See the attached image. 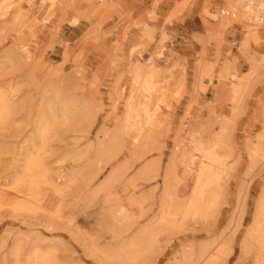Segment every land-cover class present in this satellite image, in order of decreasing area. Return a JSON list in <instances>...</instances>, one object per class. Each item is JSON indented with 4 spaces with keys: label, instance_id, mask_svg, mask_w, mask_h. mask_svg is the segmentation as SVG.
Wrapping results in <instances>:
<instances>
[{
    "label": "rangeland",
    "instance_id": "rangeland-1",
    "mask_svg": "<svg viewBox=\"0 0 264 264\" xmlns=\"http://www.w3.org/2000/svg\"><path fill=\"white\" fill-rule=\"evenodd\" d=\"M42 1L10 0L11 6L0 11V90L12 101L8 119L0 123V190L5 193L0 194V264H114L109 255L159 214L168 167L178 199L191 194L195 177L183 175L179 161L185 151L199 155L190 142L196 122L203 141L218 137L223 157L216 204L204 216L177 219L137 264H179L183 248L200 244L215 254L212 264H252V252H244L241 243L264 195V24L233 21L221 28L223 9L231 11L225 0ZM161 44L156 79L169 82L157 91L162 101L155 96L150 105L154 135L134 143L136 133L123 127L128 66L135 59L144 63ZM224 60L232 61L229 72L237 70V77L222 75ZM250 71L247 87L232 100L228 89ZM201 77L203 88L195 84ZM70 99L80 108L77 119L53 124L51 112ZM38 122L49 124L44 142L35 129ZM108 130L119 131L115 148L122 151L87 165ZM26 154H39L47 169L41 166L47 179L37 186L22 176ZM112 172L117 179L110 181ZM20 191L28 193L27 200L18 198ZM134 195L143 197L139 206L127 203ZM19 199L24 204L14 207ZM122 206L133 213L130 224L120 222ZM34 250L47 258L31 261Z\"/></svg>",
    "mask_w": 264,
    "mask_h": 264
},
{
    "label": "bare ground",
    "instance_id": "bare-ground-1",
    "mask_svg": "<svg viewBox=\"0 0 264 264\" xmlns=\"http://www.w3.org/2000/svg\"><path fill=\"white\" fill-rule=\"evenodd\" d=\"M45 1V0H43ZM42 1V3H43ZM227 3V7H230V12L229 9L225 10L223 9L224 16L220 15V24H221V28H225L227 26L228 23L230 22H240L242 21L243 23L246 22L248 23V25L250 26H256V25H260V24H264V21H258L255 22L254 17L251 18L249 17L250 14H248V12L253 11L252 8L249 9V7L244 4L246 1H248L249 5H253L254 3L260 7H264V0H225ZM47 2V1H45ZM44 2V3H45ZM50 2V1H49ZM69 3V0L67 1ZM43 3V4H44ZM53 3V2H52ZM157 2L155 1V4ZM18 4V3H17ZM65 4V2L63 3ZM74 4V3H73ZM29 5V4H28ZM54 5V4H53ZM71 5V4H69ZM176 5V4H175ZM181 5V4H180ZM11 6V2L10 0H0V11L2 10H6ZM16 6V5H15ZM51 6V4L49 5ZM62 6V5H61ZM65 6V5H63ZM182 6V5H181ZM17 7V6H16ZM70 7V6H69ZM78 7V6H77ZM52 8V7H50ZM64 8V7H63ZM67 8V7H66ZM65 8V9H66ZM180 8V7H179ZM19 9V8H18ZM62 9V8H61ZM176 10V8H175ZM248 10V12H247ZM73 12V10H72ZM180 12V9H179ZM225 12L228 13V15L231 14V16H225ZM75 13V12H74ZM78 13V12H77ZM150 13V12H149ZM177 13V12H176ZM66 14V13H65ZM212 15V14H211ZM20 16V15H19ZM61 16V15H60ZM63 16V15H62ZM78 16V15H77ZM215 16V14H214ZM76 19V18H75ZM74 20V19H73ZM75 21V20H74ZM216 21V20H215ZM249 26V27H250ZM144 30L146 31L147 34L151 33L149 32V24L145 23L144 24ZM262 27V26H261ZM251 28V27H250ZM249 30V29H248ZM151 31V30H150ZM258 31V28H257ZM145 35V34H144ZM150 35V34H149ZM167 34L163 33V37H166ZM150 37V36H149ZM141 38V37H140ZM145 38V37H144ZM142 39V38H141ZM140 39V40H141ZM148 39V37H147ZM162 39V38H161ZM160 40V39H159ZM150 41V40H149ZM155 41V40H154ZM169 41V40H168ZM141 42V41H140ZM161 42V41H160ZM162 43V42H161ZM159 44V43H158ZM166 44V43H165ZM146 45V44H145ZM142 46V45H141ZM144 46V45H143ZM157 46V45H156ZM168 46V45H167ZM117 47V46H116ZM159 47V46H158ZM119 48V47H117ZM165 49L164 46L159 47L158 50H156L155 54H152L151 56L148 57L147 60L143 62H140L139 59H135L132 60L129 63V73L131 75L130 78V84H129V88H128V92H127V96H126V103H125V112H124V119H123V124H124V128L126 129H130L132 130L134 133H136L133 136V142H139V140H141L142 138H149L152 134L151 132V126H153V113H151V108L150 105L153 102V100L155 99V96L157 95V91L161 92L164 91V88H167V84L169 81H164V82H160L158 83L157 81V77H159V73H160V67L158 65V61H157V57L162 54H160L162 51L161 49ZM120 49V48H119ZM118 49V50H119ZM135 49V48H134ZM137 49V48H136ZM168 49V48H167ZM132 50V48H131ZM117 51V50H116ZM135 51V50H134ZM170 51V50H169ZM133 52V50H132ZM142 53V51H140ZM138 52V53H140ZM119 53V52H117ZM116 53V55H117ZM121 53V52H120ZM132 55V53H131ZM118 56V55H117ZM129 56V55H128ZM139 56V55H138ZM115 57V56H114ZM163 57V56H162ZM160 58V57H159ZM133 59V58H132ZM114 60V59H113ZM129 60V58H128ZM172 60V59H171ZM116 63V61H114ZM198 62V60H197ZM232 62V61H231ZM230 61L224 60L223 64L220 66L221 69V73L223 74H227L229 77H237L236 76V71L233 72H229L231 68H234V66L231 64ZM199 63V62H198ZM208 63V62H206ZM117 64V63H116ZM166 64V63H165ZM168 64V63H167ZM210 64V63H209ZM207 65L210 67V65ZM197 65V64H196ZM199 65V64H198ZM118 66V65H117ZM126 66V65H125ZM122 67V66H121ZM168 67V66H167ZM212 67V66H211ZM252 67V66H251ZM120 68V67H119ZM164 68V67H163ZM198 68V67H197ZM207 68V67H206ZM264 68V67H263ZM117 69V68H116ZM168 69V68H167ZM122 70V69H121ZM172 70V69H171ZM199 70V69H198ZM208 70V69H207ZM235 70V69H234ZM120 71V70H119ZM167 71V70H166ZM170 71V70H169ZM201 71V70H200ZM233 71V70H231ZM164 72V71H163ZM198 72V71H197ZM202 72V71H201ZM251 72H247L245 73L241 78H238V80L233 81V84L231 85L230 89H228L227 94L229 96H231L230 98H232V100H236L239 95L245 90V88L248 85V81H249V77L251 76ZM162 73V71H161ZM199 73V72H198ZM236 73V74H235ZM120 74V73H119ZM171 74V73H170ZM163 75V74H162ZM167 75V74H166ZM208 76H211V72L209 70V72L207 73ZM253 76V75H252ZM207 77V76H206ZM228 77V79H229ZM226 78V77H225ZM164 80V79H162ZM232 80V79H231ZM161 81V80H160ZM205 81V80H204ZM228 81V80H227ZM195 84L197 86H199L200 88H203V86L201 85L203 82V78H195ZM195 85V86H196ZM160 87V88H158ZM116 88V87H115ZM197 88V87H196ZM195 88V89H196ZM199 89V88H198ZM117 90V89H116ZM168 91V90H167ZM166 91V92H167ZM118 92V91H117ZM116 92V93H117ZM124 92V91H122ZM57 93V92H56ZM162 93V92H161ZM160 94V93H159ZM164 95V93H163ZM119 96V95H118ZM160 96V95H159ZM58 97V96H57ZM117 97V96H116ZM161 97V96H160ZM56 98V96H55ZM118 98V97H117ZM156 98L159 97L156 96ZM163 98V97H162ZM60 99V98H59ZM49 102H51V99H48ZM62 100V99H61ZM60 100V101H61ZM69 100V99H68ZM68 100H66L68 102ZM73 100V99H72ZM59 101V102H60ZM64 101V100H63ZM71 101V99H70ZM69 101V102H70ZM155 101H157V99H155ZM162 101V100H159ZM158 101V102H159ZM58 102V103H59ZM67 102H61L60 105H58L57 108H55L54 111H52L51 109V121H53L52 123H56L59 120H61L60 124H64V123H69L72 121H74L73 119H77L75 116V112L78 111L80 108H78V110H76V104L73 105L72 101L71 103H67ZM157 102V103H158ZM47 103V102H46ZM55 103L56 99H55ZM156 103V102H155ZM236 103V102H235ZM238 103V102H237ZM89 105V104H88ZM87 105V106H88ZM159 105V104H158ZM237 105V104H236ZM53 107V106H52ZM12 108V101L10 99V97H8V94H6L5 92H3L2 90H0V123L1 121L5 119H8L10 110ZM84 108V107H83ZM81 108V112L82 109ZM153 108V107H152ZM156 108V107H155ZM158 108V107H157ZM156 108V110H158ZM232 108V107H231ZM212 109V108H211ZM87 110V109H85ZM84 110V111H85ZM213 110V109H212ZM238 110V108H237ZM49 112V111H48ZM55 112V113H54ZM79 112V111H78ZM77 112V113H78ZM156 113V112H155ZM213 113V112H212ZM236 114V113H235ZM80 116V115H78ZM226 116V115H225ZM157 118V117H156ZM226 118V117H225ZM231 118V117H230ZM119 119V118H117ZM122 119V118H120ZM155 119V118H154ZM223 119V118H222ZM63 120V122H62ZM92 120V119H91ZM230 120V119H229ZM236 120V119H235ZM49 121V120H48ZM232 121V119L230 120ZM2 122V123H3ZM47 122V121H46ZM45 122V123H46ZM60 122V121H59ZM121 122V121H120ZM227 124H229V121H225ZM41 122H38V124H36V131L37 133L40 134V138H42L44 142L45 139V135L46 133L50 132L48 131L49 127L48 125H41ZM44 123V122H43ZM193 123V122H192ZM225 123V124H226ZM235 123V122H234ZM57 124V123H56ZM70 124V123H69ZM231 124V123H230ZM121 125V124H120ZM120 125L119 126V130L120 129ZM155 125V124H154ZM59 126V125H58ZM117 126V125H116ZM193 126V125H192ZM194 126L196 127L195 130L191 129L192 131L190 132V142L192 143V149L194 151H198L199 155L197 156V154L192 153L193 151L189 150L188 152L185 151V153L182 154L183 157H181L180 161L181 162V166H182V174L186 175V176H193L194 178V186L192 188L191 194L186 198V199H178V196L175 195V193H173V188H171V176H172V170L171 167H168L165 171V174L163 175V183H162V195H161V200H160V211L159 214L154 216V218H152V220L150 219V221L146 222L145 225L138 229V231L136 232V234L134 233V236L131 237V240L128 241V243H125L122 245L121 249H117L115 251H117L116 253H109V257L111 258V260H113L112 262H114V264H133V262H135L134 264H137L141 259L143 254H145L146 252H149L150 250H152L153 246H150L151 244H153L158 238H156V236L158 237L159 234H161L162 232H164L165 229H167L168 227H171L175 224V221L177 219H181V220H187V219H191V218H195V217H200V216H204L205 212H207L209 209H211L217 201V185H218V179H219V166L222 164L223 161V157L222 155L219 153L218 151V144L219 142L217 141L218 137H213L210 141H203L201 137H198L197 133L198 130L200 129V125L196 122L194 124ZM233 126V125H232ZM60 127V126H59ZM53 128V127H52ZM117 128V127H114ZM205 128V127H204ZM103 129V128H102ZM104 130V129H103ZM155 130V129H154ZM153 130V131H154ZM102 131V130H101ZM107 131V130H106ZM109 131V130H108ZM113 131V130H111ZM111 131L109 132H105L103 133V137L104 140L99 141V143H97V147H96V151L93 154H91V160L90 162H88L87 165L91 166V165H95L97 162V160H101L102 158H104L105 156H108L109 158L115 157L119 151V150L115 148L116 142H117V133L119 131L116 130L115 134H112ZM125 131V129L123 130V132ZM200 131V130H199ZM126 132V131H125ZM129 132V131H128ZM100 133V132H99ZM98 133V134H99ZM122 133V132H120ZM127 133V132H126ZM132 133V132H131ZM202 133V132H201ZM125 134V133H123ZM130 134V133H129ZM101 135V134H100ZM131 135V134H130ZM154 135V134H152ZM188 135V134H187ZM200 135V133H199ZM99 136V135H98ZM122 136V135H121ZM120 136V137H121ZM125 136V135H124ZM123 136V139H124ZM130 137V136H129ZM122 138V137H121ZM120 138V139H121ZM153 138V137H152ZM263 138V137H262ZM99 139V138H98ZM103 139V138H101ZM119 139V141H120ZM258 139V138H257ZM147 140V139H146ZM144 139V142L146 141ZM264 140V138H263ZM262 140V141H263ZM97 141V140H96ZM118 141V143H119ZM149 141V140H147ZM261 141V140H260ZM261 141V142H262ZM121 142H123L121 140ZM120 142V143H121ZM125 142V141H124ZM142 143V142H141ZM122 144V143H121ZM120 144V145H121ZM126 144V143H125ZM130 144V143H129ZM132 144V143H131ZM184 144V143H183ZM258 144V142H257ZM119 145V144H118ZM140 145V144H139ZM144 145V143H143ZM143 145H140L139 147H142ZM175 145V144H174ZM222 145V144H221ZM123 146V144H122ZM122 146H119L122 148ZM191 146V145H190ZM118 147V146H117ZM138 147V146H137ZM144 147V146H143ZM185 147V146H183ZM132 148V147H131ZM127 149V148H126ZM133 149V148H132ZM124 150V149H123ZM128 150V149H127ZM135 150V148H134ZM133 150V151H134ZM138 150V149H137ZM181 150V149H179ZM186 150V149H185ZM88 151V150H87ZM130 151V150H129ZM132 151V152H133ZM141 151V149H140ZM183 151V149H182ZM125 152V151H124ZM131 152V151H130ZM137 152V151H136ZM22 153V152H21ZM86 153V152H85ZM140 153V152H139ZM180 153V152H179ZM178 153V155H179ZM182 153V152H181ZM187 153V154H186ZM259 153V152H258ZM129 154V153H128ZM186 154V155H185ZM20 155V154H19ZM39 154H34V156L32 154H26L25 157V165L24 168L22 170V176L25 177V179L29 182V184L32 186H37L40 183H42V181L46 178L47 176H45L46 171H44L43 169L45 167L44 163L42 164V160H39ZM79 157L78 159L82 158V154H77ZM119 155V154H118ZM139 155V154H138ZM74 157V156H72ZM131 157V154L130 156ZM134 157V155H133ZM132 157V159H133ZM137 157V155L135 156V158ZM76 158V157H75ZM107 158V157H106ZM105 158V159H106ZM140 158V155L139 157ZM179 158V157H178ZM77 159V160H78ZM90 159V158H88ZM104 159V160H105ZM103 160V159H102ZM101 160V161H102ZM89 161V160H88ZM97 161V162H96ZM106 162V161H105ZM109 162V161H108ZM154 161H152L150 164L147 165V168L151 169V165ZM178 163V162H177ZM42 164V165H41ZM44 165V168L42 169L41 166ZM118 166H121L120 164ZM118 166L116 167L118 169ZM115 168V169H116ZM178 168V167H177ZM113 169V170H115ZM47 170V169H46ZM112 170V171H113ZM119 170V169H118ZM118 170H116L118 172ZM115 171V172H116ZM19 172V171H18ZM112 172L109 176L110 181H112V177L115 175ZM120 172V170H119ZM178 172V171H177ZM117 175V173H116ZM180 176V175H179ZM71 177V176H70ZM119 177V174H118ZM19 180V177H17ZM117 179L116 177H113ZM187 178V177H186ZM226 178V177H225ZM188 179V178H187ZM22 180H24V178H22ZM119 180V179H118ZM224 180V179H223ZM16 181V180H15ZM108 181V180H107ZM21 182V181H20ZM25 182V181H24ZM46 182V181H45ZM109 182V181H108ZM107 182V184H108ZM117 182V181H116ZM119 182V181H118ZM19 183V182H17ZM112 183V182H111ZM115 182H113L114 184ZM247 183V182H246ZM15 184V182L13 183ZM23 183H21L20 185L22 186ZM45 183H43L42 185H44ZM186 184V183H185ZM18 185V184H17ZM46 185V184H45ZM109 185V184H108ZM112 185V184H111ZM116 185V184H114ZM184 185V184H183ZM241 185V184H240ZM13 186V185H12ZM16 186V185H14ZM25 186V185H24ZM110 186V185H109ZM243 186V185H242ZM3 187V186H2ZM5 187V186H4ZM11 186H8V188ZM20 187V186H19ZM29 187V186H28ZM49 187V186H48ZM116 187V186H115ZM126 187V186H125ZM241 186H239L240 188ZM17 188V187H16ZM24 188V187H22ZM26 188V186H25ZM41 188V187H40ZM44 188V187H42ZM55 191L58 192L60 195L62 194L61 192L62 189L58 186H55ZM183 188V187H182ZM242 188V187H241ZM245 188V186H244ZM18 189V188H17ZM16 189V190H17ZM48 189V188H47ZM127 189V188H126ZM133 189V188H132ZM11 190V189H10ZM21 190V189H19ZM28 190V189H27ZM37 190V189H36ZM40 190V189H39ZM187 190V189H186ZM1 191V190H0ZM14 191V190H13ZM42 191V190H41ZM40 191V192H41ZM120 192V190H118ZM16 192V191H15ZM31 192V191H29ZM22 195L20 197H18V195H14L17 196L18 198L23 197V199L27 198L28 193L26 192H19ZM55 193V192H54ZM179 193V192H178ZM0 194H5L3 191L0 192ZM117 194V193H115ZM135 194V193H134ZM33 195V194H32ZM36 195V194H35ZM59 195V196H60ZM139 195V194H137ZM146 195V194H145ZM31 196V194H30ZM41 195H39L40 197ZM123 196V195H122ZM34 197V196H32ZM146 197V196H145ZM126 198V197H125ZM59 199V198H58ZM127 199H129V201H127V203H129L131 206L135 205V206H139L141 203V201L143 200V197H137V196H128ZM27 200V199H26ZM111 200V198H110ZM114 200V199H113ZM126 200V199H125ZM18 201V200H17ZM25 201V200H23ZM43 201V200H42ZM27 202V201H26ZM25 202V203H26ZM40 202V200H39ZM108 202V201H107ZM116 202V201H115ZM119 202V201H118ZM116 202V203H118ZM145 202V201H143ZM112 203V202H111ZM125 203V202H124ZM22 204H24V202H21L20 199L17 203V206L14 207H21ZM120 203H118L119 205ZM144 204V203H143ZM142 204V205H143ZM31 206H33V204H30ZM59 205V204H58ZM111 205V204H110ZM108 206V205H107ZM116 206V205H115ZM109 207V206H108ZM111 207V206H110ZM117 207V206H116ZM57 208V207H56ZM107 208V207H105ZM114 208V207H113ZM58 209V208H57ZM112 209V208H111ZM115 209V208H114ZM113 209V211H114ZM142 209V206L141 208ZM60 210V209H59ZM116 210V209H115ZM119 210V208L117 209V211ZM110 210L106 212H109ZM120 212V216L121 221H124L125 223H128V221L130 222L132 220V214L130 212V210L128 209V207L126 206H122ZM142 212V211H140ZM112 213V211H111ZM118 214V213H115ZM142 214V213H141ZM112 215V214H111ZM140 215V214H139ZM107 216H110V213L107 214ZM141 216V215H140ZM111 217V216H110ZM112 217H114L112 215ZM117 217V216H116ZM139 217V216H138ZM118 219V220H119ZM115 220V219H114ZM113 220V221H114ZM117 222V220H115ZM122 224H125V223ZM113 223V222H112ZM121 224V223H120ZM130 224V223H128ZM124 226V225H123ZM121 226V227H123ZM130 226V225H129ZM115 227V225H114ZM128 228V227H126ZM112 229V228H111ZM116 229V228H115ZM125 229V228H124ZM114 230V229H113ZM118 232V231H116ZM122 233V232H121ZM118 233H116L117 235ZM161 236V235H160ZM159 240V239H158ZM157 243V241H156ZM242 245V249L244 250V252H252L253 256H252V264H264V195L261 198L260 202L257 204L256 207V212L252 221V224L250 226V228L248 229L247 233H246V237L245 240L242 241L241 243ZM157 245V244H155ZM115 246V245H114ZM117 246V245H116ZM111 247V246H109ZM106 249V248H105ZM116 249V248H115ZM109 250V249H107ZM111 250V249H110ZM109 250V251H110ZM213 250V249H212ZM122 253H121V252ZM107 253V251H106ZM121 253V254H120ZM108 254V253H107ZM249 254V253H248ZM215 254L210 252L208 250V246H204L202 244H200L197 248L194 245H188L185 248L182 249L181 252V257L180 260L178 261L179 264H212L214 261V257ZM105 257V256H104ZM107 258H109L106 255ZM47 258V255L45 253H41L38 252L37 250H34V252L31 255V261L32 259L38 262H42L43 260H45ZM46 262V261H45ZM111 264V263H110Z\"/></svg>",
    "mask_w": 264,
    "mask_h": 264
},
{
    "label": "built area",
    "instance_id": "built-area-1",
    "mask_svg": "<svg viewBox=\"0 0 264 264\" xmlns=\"http://www.w3.org/2000/svg\"><path fill=\"white\" fill-rule=\"evenodd\" d=\"M244 4L246 5V7L248 6L249 9L252 8V10H253L251 12H248V10H247L248 14H250L249 17H251V18L254 17V20H256V21L257 20L261 21V22L264 21V7H260V6L256 5L255 3L253 5H249L248 1H246Z\"/></svg>",
    "mask_w": 264,
    "mask_h": 264
}]
</instances>
